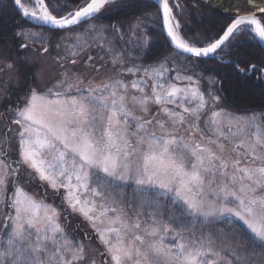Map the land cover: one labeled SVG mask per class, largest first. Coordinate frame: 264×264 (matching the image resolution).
<instances>
[{
  "label": "snow or ice",
  "instance_id": "obj_1",
  "mask_svg": "<svg viewBox=\"0 0 264 264\" xmlns=\"http://www.w3.org/2000/svg\"><path fill=\"white\" fill-rule=\"evenodd\" d=\"M12 3L39 26L14 33L15 51L0 47V89L53 48L59 78L30 85L9 110L16 143L0 139V264H264V111H229L224 81L208 77L205 88L194 71L240 36L264 43V0L225 8L220 29L195 38L180 0H155L127 31L95 23L117 0H73L63 11L50 0ZM157 25L173 51L134 63ZM57 31L67 35L53 43ZM117 34L130 47L118 48ZM82 57L87 75L76 70ZM232 68L264 80V64ZM35 182L61 204L26 190ZM69 216L86 223L84 239L66 230Z\"/></svg>",
  "mask_w": 264,
  "mask_h": 264
},
{
  "label": "trees",
  "instance_id": "obj_2",
  "mask_svg": "<svg viewBox=\"0 0 264 264\" xmlns=\"http://www.w3.org/2000/svg\"><path fill=\"white\" fill-rule=\"evenodd\" d=\"M50 2L57 7L58 11H63L65 5H71L73 0H50ZM117 3V8L106 12L95 23L103 25L123 23L126 26L137 16L155 12V8L150 7L154 2L149 0H120ZM180 3L183 6V14L180 17L183 30L189 38H195L197 35H212L217 32L226 18L223 10L238 7L246 3V0H199V2L197 0H180ZM29 28L38 30V26L26 21L18 13L12 0H0V47L6 42L15 51L16 45L20 41L19 38L14 36V33ZM64 34L57 31L52 39L54 40ZM147 34L150 37V42L145 55L146 62L153 63L161 60L173 51L158 25L149 27ZM218 57L220 61H198V67L194 71L203 77L202 86L209 87L207 84L208 77L220 79L224 81V87L227 89L222 92L225 98L223 107H227L226 109L236 113H242L245 110L264 111V80L260 79L261 74L252 75L250 73L247 77L238 76L232 68V64L237 61H246L257 65L264 64V46L261 42L253 40L250 36H240L232 45L230 54L228 51L219 52ZM33 71H35L34 68L21 66L19 85L22 88L27 89L30 85L36 84L35 78L33 79ZM16 93L20 97L23 91L18 90ZM8 94H11L10 90ZM9 97L12 101L17 99L14 94ZM9 104L14 105L10 102L4 103L1 109L3 113H8L7 107L10 106Z\"/></svg>",
  "mask_w": 264,
  "mask_h": 264
},
{
  "label": "rangeland",
  "instance_id": "obj_3",
  "mask_svg": "<svg viewBox=\"0 0 264 264\" xmlns=\"http://www.w3.org/2000/svg\"><path fill=\"white\" fill-rule=\"evenodd\" d=\"M118 1H120V0H117V2ZM18 13H19V11H18ZM23 18L30 23H32L31 21H33L31 18H26V17H23ZM33 22H36V21H33ZM36 23H39V22H36ZM32 24H34V23H32ZM34 25L39 26L37 24H34ZM125 31H127V25L125 26ZM65 35H67V33H65L64 35H61V36H65ZM61 36L55 38L54 40L52 39L53 43L56 42ZM115 43H116L118 48L130 47V45L125 44V41L118 39V34H117V39H116ZM147 48L138 50L141 58L136 59L135 56H133V62L134 63L145 64V65L152 63V62H146L145 55H146ZM56 51L57 50L53 48L52 56L43 58L41 63L38 65H35V66L27 65V67H30L31 69L34 68L35 71H33V79L35 78L36 83H39L41 87H50L59 78L58 66L53 59V57H55V55H56ZM90 54L93 56L105 55L103 52H101L95 46H93V48L91 49ZM105 59H107L106 56H105ZM41 67L44 70V77H43V80H37L36 74L41 69ZM76 70L80 71L82 73H85L86 75L90 73V68L88 66V62H87L85 57L81 58V62L78 63V65L76 66ZM112 74H113V72L111 70V66L109 65L107 68L102 70L100 73L96 74V77L99 80V79H104L107 76H110ZM129 78L130 77H127V76L125 77V79H129ZM2 79H3L4 87L2 89H0V139L7 137L8 140L10 141L11 145L14 146L16 143L15 134H14L15 126L11 125V123H10L13 113H11L9 110L20 105L21 101H23V99L25 98V95L28 91V88L27 89L22 88L19 85V83L16 81L15 78L9 80L7 77H3ZM9 90L11 91L10 95L14 94V97L18 96V94L16 93V91H18V90L23 91V93L21 94L20 97L18 96L16 100L12 101L11 97H9L10 95L8 94ZM9 102L14 104V105L11 106L9 104L11 107L10 106L7 107L8 113L7 114L3 113V111L1 109L4 106V103H9ZM15 104H16V106H15ZM10 128L13 129V131L10 132L9 131ZM4 147L7 149L8 144H4ZM9 154L12 155L13 158H15L14 153L11 152L10 150H9ZM26 190L33 192V193H36L38 197L45 198L46 202H48V203L55 204V205L61 204V199L58 195H54L51 189L46 190L45 187L40 185L38 182L33 183ZM127 194H129V195L131 194V189H127ZM65 227H66V230L69 233H71V235L74 238H77V239H84L86 231L90 233V230L87 228L86 223H84L78 217L69 216L68 219L65 221ZM93 243L95 244L96 242L93 241Z\"/></svg>",
  "mask_w": 264,
  "mask_h": 264
},
{
  "label": "water",
  "instance_id": "obj_4",
  "mask_svg": "<svg viewBox=\"0 0 264 264\" xmlns=\"http://www.w3.org/2000/svg\"><path fill=\"white\" fill-rule=\"evenodd\" d=\"M151 1H153L155 3V0H151ZM31 22L34 23V24L39 25V23H36V22H33V21H31ZM164 36H165L168 44L170 45V42L168 41V38L166 37V34L165 33H164ZM262 45L264 46V43ZM170 47L173 50V47L171 45H170ZM218 53H219V50H218ZM208 59L219 60V57H218L217 54H213V55H211L210 57H207V58H204V57L200 58V60H208Z\"/></svg>",
  "mask_w": 264,
  "mask_h": 264
},
{
  "label": "bare ground",
  "instance_id": "obj_5",
  "mask_svg": "<svg viewBox=\"0 0 264 264\" xmlns=\"http://www.w3.org/2000/svg\"><path fill=\"white\" fill-rule=\"evenodd\" d=\"M34 21V20H33ZM36 22H38V21H36Z\"/></svg>",
  "mask_w": 264,
  "mask_h": 264
}]
</instances>
